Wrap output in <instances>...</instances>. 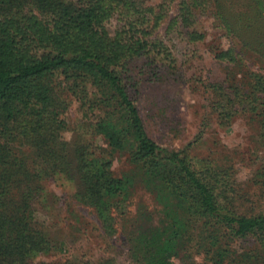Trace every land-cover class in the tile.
<instances>
[{"label": "rangeland", "instance_id": "374dc122", "mask_svg": "<svg viewBox=\"0 0 264 264\" xmlns=\"http://www.w3.org/2000/svg\"><path fill=\"white\" fill-rule=\"evenodd\" d=\"M138 1L146 27L158 20L150 39L169 52L135 58L122 74L149 137L197 168L228 173L237 201L264 214V18L255 21L252 0ZM184 1L193 13L186 23ZM241 20L256 25L243 31ZM118 25L115 16L109 26ZM191 33L204 39L193 42ZM62 100L65 160L29 183L32 228L49 242L32 264H147L142 243L156 233L170 242L171 264H264V232L234 240L221 228L213 242L191 201L180 205L133 161V144L115 148L97 131L99 111L72 93ZM15 143L32 173V147L20 138ZM97 182L120 190L99 195L92 189ZM24 191V184L15 190Z\"/></svg>", "mask_w": 264, "mask_h": 264}, {"label": "trees", "instance_id": "16d2710c", "mask_svg": "<svg viewBox=\"0 0 264 264\" xmlns=\"http://www.w3.org/2000/svg\"><path fill=\"white\" fill-rule=\"evenodd\" d=\"M252 1L255 21L262 24L264 4ZM139 4L138 0H0V264H32L34 255L49 246L43 232L32 228L29 183L50 175L59 167L57 162L65 160L61 132L68 122L60 100L66 93L100 112L93 114L99 120L96 129L111 146L133 144V161L150 178L165 184L180 198V205L191 201L202 231L213 242L221 230L234 240L264 232V214L251 213L237 201L228 173L197 168L180 152L168 151L149 137L122 74L135 58L153 53L169 56V52L150 39L158 20L146 27ZM181 14L185 23L193 17L185 1ZM115 16L119 25L111 27ZM255 25L241 20L240 29ZM190 39L200 41L204 35L191 33ZM17 138L32 147L34 154L27 157L32 173L16 150ZM19 184L25 185L24 193L15 192ZM92 189L99 195L120 190L99 182ZM163 236L156 233L142 243L149 254L147 264H171L170 242Z\"/></svg>", "mask_w": 264, "mask_h": 264}]
</instances>
